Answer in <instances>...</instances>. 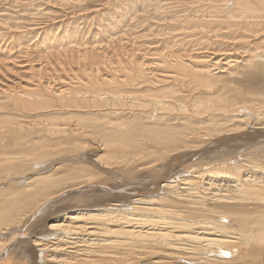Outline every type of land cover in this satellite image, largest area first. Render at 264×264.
I'll return each mask as SVG.
<instances>
[{
  "label": "bare ground",
  "instance_id": "6f19581e",
  "mask_svg": "<svg viewBox=\"0 0 264 264\" xmlns=\"http://www.w3.org/2000/svg\"><path fill=\"white\" fill-rule=\"evenodd\" d=\"M0 264H264V0H0Z\"/></svg>",
  "mask_w": 264,
  "mask_h": 264
},
{
  "label": "rangeland",
  "instance_id": "374dc122",
  "mask_svg": "<svg viewBox=\"0 0 264 264\" xmlns=\"http://www.w3.org/2000/svg\"><path fill=\"white\" fill-rule=\"evenodd\" d=\"M253 117V116H252Z\"/></svg>",
  "mask_w": 264,
  "mask_h": 264
}]
</instances>
